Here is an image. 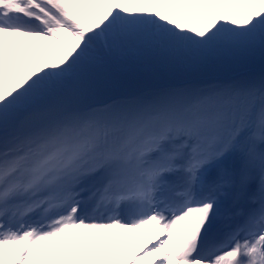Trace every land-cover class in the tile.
Segmentation results:
<instances>
[{
	"label": "snow or ice",
	"instance_id": "snow-or-ice-1",
	"mask_svg": "<svg viewBox=\"0 0 264 264\" xmlns=\"http://www.w3.org/2000/svg\"><path fill=\"white\" fill-rule=\"evenodd\" d=\"M257 60L264 0H0V264H264Z\"/></svg>",
	"mask_w": 264,
	"mask_h": 264
},
{
	"label": "rangeland",
	"instance_id": "rangeland-1",
	"mask_svg": "<svg viewBox=\"0 0 264 264\" xmlns=\"http://www.w3.org/2000/svg\"><path fill=\"white\" fill-rule=\"evenodd\" d=\"M254 69L255 70H253V72L256 75H260L261 74V72H262L261 70H256V69H259L258 66H254ZM259 72H260V74H259ZM225 75H231V73H226ZM219 76H220V73L219 72H210V73L205 74L204 79H214V78H217Z\"/></svg>",
	"mask_w": 264,
	"mask_h": 264
},
{
	"label": "bare ground",
	"instance_id": "bare-ground-1",
	"mask_svg": "<svg viewBox=\"0 0 264 264\" xmlns=\"http://www.w3.org/2000/svg\"><path fill=\"white\" fill-rule=\"evenodd\" d=\"M142 237L140 236V234H139V231H138V233L136 234V237H135V240L136 241H138L139 239H141ZM10 257H9V264H10Z\"/></svg>",
	"mask_w": 264,
	"mask_h": 264
},
{
	"label": "trees",
	"instance_id": "trees-1",
	"mask_svg": "<svg viewBox=\"0 0 264 264\" xmlns=\"http://www.w3.org/2000/svg\"><path fill=\"white\" fill-rule=\"evenodd\" d=\"M258 64L261 65L260 62H259V60H257V62L255 63V65H258ZM262 67H264V66H262Z\"/></svg>",
	"mask_w": 264,
	"mask_h": 264
}]
</instances>
